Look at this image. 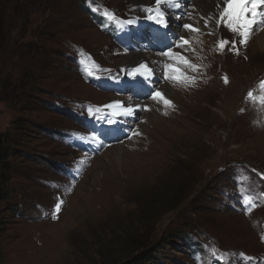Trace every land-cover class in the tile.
<instances>
[{"label": "rangeland", "instance_id": "1", "mask_svg": "<svg viewBox=\"0 0 264 264\" xmlns=\"http://www.w3.org/2000/svg\"><path fill=\"white\" fill-rule=\"evenodd\" d=\"M194 1L162 5L165 26L145 10L155 0H0V132L15 142L3 264H123L157 245L151 264H264L262 30L240 45L222 25L205 28L210 2ZM98 13L129 26L123 38ZM181 38L190 45L176 47ZM165 52L198 66L180 65L194 83L165 78ZM132 53L158 77L153 91L136 87L151 72L121 66ZM166 80L169 109L152 98ZM132 101L164 108L124 115Z\"/></svg>", "mask_w": 264, "mask_h": 264}, {"label": "snow or ice", "instance_id": "2", "mask_svg": "<svg viewBox=\"0 0 264 264\" xmlns=\"http://www.w3.org/2000/svg\"><path fill=\"white\" fill-rule=\"evenodd\" d=\"M162 5L167 6L168 8H180L181 3L180 0H155L154 8L145 9L146 11H154L155 15L151 18L156 19L158 23L165 24L166 26L165 12L162 10ZM218 7L220 8V11L217 15L201 18L205 20V28L208 27L210 21L214 22L216 28H219L222 25L240 38V45H247L249 40L255 35L257 31L264 30V0H221V4H218ZM105 15L110 20L117 19L114 14L109 13L108 11H105ZM182 27L193 33L200 32L199 28L191 24H184ZM213 34V32L209 33V35ZM228 44H231V47L228 50L233 51L238 55L239 48L236 46L235 40L217 41V50L219 52H223L225 50V46ZM185 45H190V41L181 38V42L176 45V47L184 48ZM163 55H166L169 57V59L173 60L172 64L164 65L165 69L168 70V73H171L170 75L166 74L165 78L170 80L173 85H187L195 82V77H189L186 71L182 70L180 65H183L185 68L190 69L191 71H197L198 66L196 64L192 63L188 58L172 52H165ZM140 68L146 69L149 73L151 72L150 69H147L146 65H141ZM137 71H139V69ZM224 80L225 83L228 82L226 76L224 77ZM260 88L264 89V81L260 82ZM254 96L255 93L249 91L246 98L248 100H253ZM152 98L154 100H158V102L162 101L166 107H173L171 101L166 99L159 91L155 92ZM107 107H113V105H108ZM89 111L91 112V109H89ZM132 112L133 110L131 108H127L124 110L123 114L132 115ZM134 134L138 135L139 133ZM62 203L63 201H60L55 205L53 218H56V213H59ZM262 239H264V237H262Z\"/></svg>", "mask_w": 264, "mask_h": 264}, {"label": "trees", "instance_id": "3", "mask_svg": "<svg viewBox=\"0 0 264 264\" xmlns=\"http://www.w3.org/2000/svg\"><path fill=\"white\" fill-rule=\"evenodd\" d=\"M94 19L100 20L99 13L94 15ZM2 24V18H0V36L3 37L0 39V49L2 47V44L5 42V37L3 34V27H1ZM4 40L1 41V40ZM4 47V46H3ZM3 58V51H0V61ZM3 61V60H2ZM81 122V121H80ZM82 123V122H81ZM22 130V126L18 124V131ZM14 138L11 137L8 133H1L0 132V203H5L8 200V183L11 179L12 175V165L10 159L14 157ZM6 222L2 218V214L0 213V264L2 263V247H1V239L3 235L6 233ZM172 238V236H171ZM174 238V237H173ZM170 239V237H169ZM167 240V242L170 240ZM163 242V240L160 242V244ZM165 242V241H164ZM162 245V244H161ZM187 246V244H185ZM168 246V244H163V247L165 248ZM159 246L149 247L146 249V251H143L142 253L138 254L135 258H132L129 261H126L123 264H151L152 261L156 258V255L158 253Z\"/></svg>", "mask_w": 264, "mask_h": 264}, {"label": "bare ground", "instance_id": "4", "mask_svg": "<svg viewBox=\"0 0 264 264\" xmlns=\"http://www.w3.org/2000/svg\"><path fill=\"white\" fill-rule=\"evenodd\" d=\"M192 1H193V0H192ZM206 1H209V2H210V7L207 8V10H206L205 18L210 17V16L217 15V14L219 13V11H220V8L218 7V4H221V0H195V1L193 2V4H196V3H198V2L201 3V4H203V3L206 2ZM209 25H210L211 28L217 29V28L215 27L214 22L210 21V22H209ZM220 27H221V26H220ZM220 27L218 28V31L221 30ZM253 37H254V36H253ZM253 37H252V38H253ZM252 38H251V39H252ZM257 40H258V43H259V44L257 45V47H259V49H260L261 51H263V50H264V30L261 31V33L259 34ZM249 42H251V40H249ZM143 52H146V51H143ZM144 54H145V53H144ZM147 60H148V59H146V57H145L144 55L132 53L130 57H127L126 59L123 58L120 64H121V66H123V67H131V68H134V67H140L141 65H146V66H147V64H146ZM150 64L153 65L154 68L158 69V65H157L156 61H154V60H150ZM156 69H155V70H156ZM156 79H158V77H157L156 75H154V72H151V73H150V79H149V80H147V79H145V78L141 79L140 81L137 82L136 87L139 88V87H141V86L146 85V89H148L149 91H153V90H154V84H153V81L156 80ZM151 82H152V83H151ZM165 82H166V84H167V87L164 86V85H166V84H163V85L160 87L161 89H160L159 91L161 92V90H162L163 93H164L165 95L167 94L166 96L169 97V98H171V100L174 102V99H172V97H173V96L175 97L176 94H173V91H172L171 87L168 86L169 83L167 82V80H166ZM148 83H151V84H148ZM156 83H158V81H156ZM156 83H155V84H156ZM134 91H135V89H134ZM141 95H142V94H141ZM172 95H173V96H172ZM171 96H172V97H171ZM143 106H147V110H149V111H151V112L154 111V110H157V109L164 108L163 106H161V105L155 103L154 101H147V102H145V101H143V102L140 101V102H137V103H133V101H132V102L130 103V108H131L132 110H139L140 107L142 108ZM118 107H119V106H118ZM118 107H117V108H118ZM167 108L169 109L170 107H167ZM120 114H121V113H120ZM103 129H104V127H103ZM113 131H115V128H113Z\"/></svg>", "mask_w": 264, "mask_h": 264}]
</instances>
